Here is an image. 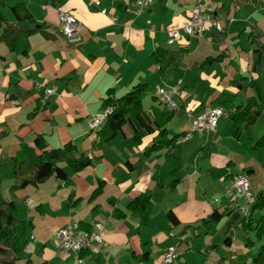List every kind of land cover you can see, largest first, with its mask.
<instances>
[{
  "label": "crops",
  "instance_id": "crops-1",
  "mask_svg": "<svg viewBox=\"0 0 264 264\" xmlns=\"http://www.w3.org/2000/svg\"><path fill=\"white\" fill-rule=\"evenodd\" d=\"M197 3L212 6L222 31L209 27L202 38L184 34ZM17 4L32 14L19 26L41 27L17 38L12 48L0 41V201L13 200L15 217L30 224L20 260L73 264L74 254L60 250L54 232L76 221L102 237L84 250L85 264H164L163 253L172 245L177 257L167 264L249 263L261 241L242 229L241 208L247 205L230 180L244 172L254 196L264 191V146H255L264 135V54L254 71L249 43L256 30L264 45V0H152L137 15L134 0H0V16L13 22ZM59 12L81 22L78 39L60 32ZM174 29L181 38L168 44ZM158 48L186 53L161 74L152 57ZM139 83L147 85L142 106L150 118L170 116L169 137L185 134L188 113L207 111L222 94L234 95V106L253 99L251 109L259 113L241 140L229 134L230 118H221L211 130L144 153L157 142L156 131L136 142L128 124L113 136L98 134L103 124L90 125L103 112L108 91L117 98ZM159 86L180 90L176 110L157 101ZM46 87L54 92L46 95ZM176 117L177 131L171 129ZM37 136L50 149L70 142L89 162L77 171L58 162L65 179L51 175L11 191L12 160L36 163ZM143 194L149 197L145 208H130ZM215 210L225 214L207 226L203 221ZM247 235L253 246L246 245Z\"/></svg>",
  "mask_w": 264,
  "mask_h": 264
},
{
  "label": "trees",
  "instance_id": "trees-1",
  "mask_svg": "<svg viewBox=\"0 0 264 264\" xmlns=\"http://www.w3.org/2000/svg\"><path fill=\"white\" fill-rule=\"evenodd\" d=\"M16 19L13 22L6 20L4 16H0V26H3V31L0 33V41H5L11 48L17 38L41 29L40 25L33 28H24L19 26V21L22 19H31L32 14L23 4H17L12 7ZM249 43L253 51V66L254 71H259L261 68V55L264 54V45L260 42V33L253 30L249 34ZM186 53L185 48L178 50H166L158 48L153 52V59L160 64V73L164 74L171 65H176ZM218 57H215L217 59ZM206 61L211 62L210 57ZM245 79L242 77L241 80ZM237 87L241 90L245 87L237 81H234ZM147 91L145 83H139L133 86L128 92L120 97L114 98L112 91H108L106 98L103 100V107H112V112L107 115L105 122L98 131L99 135H115L118 130L125 124H128L133 131V138L136 142L147 134L157 132L158 140L156 143L147 147L144 153L153 150H158L162 147L173 146L178 138L184 134L169 137L166 123L170 116L162 117L156 120L150 118L147 112L143 109L142 98ZM233 96L231 94H222L219 96L218 101L213 106L218 105L225 108L233 107ZM253 99H248L245 106L237 105L236 110L231 113L230 120L231 126L229 134L234 138L241 140L245 128L254 123L258 111L252 110ZM36 147L39 149L40 154L36 163H23L17 160H12L14 175L16 183L10 187V190L24 187L28 184H37L51 175H55L60 179H65L66 172L58 166V162H66L73 171H77L89 162V158L83 154L76 155V147L74 144L68 142L62 148H47L41 136L35 139ZM255 146H264V135L255 143ZM99 189L97 188L95 192ZM149 202L147 195H140L131 200L129 207L132 209L143 210L145 205ZM259 212L260 215L256 217L254 214ZM225 212L215 210L212 212L203 223L207 226L217 223ZM170 218L174 217L169 212ZM241 225L246 233L253 232L256 241H261L258 251L252 257L249 263L242 264H264V191H260L255 196L248 207V212L240 219ZM81 226V225H80ZM30 224L25 221L19 220L14 215V201L9 202L0 201V264H33L30 257L25 260H20L25 245L28 243V230ZM230 238L226 237L225 241ZM246 245L253 246V241L248 235L245 237ZM83 251L80 255L83 256Z\"/></svg>",
  "mask_w": 264,
  "mask_h": 264
},
{
  "label": "built area",
  "instance_id": "built-area-1",
  "mask_svg": "<svg viewBox=\"0 0 264 264\" xmlns=\"http://www.w3.org/2000/svg\"><path fill=\"white\" fill-rule=\"evenodd\" d=\"M152 3V0H134V14H140ZM105 12V9H102ZM212 6L197 3L192 11L189 21L186 22L182 29L186 36L202 38L209 27L222 31L223 28L219 21L213 15ZM81 22L72 14L59 12V29L60 32L69 40L78 39V33L81 29ZM181 38L179 30L170 31L168 44H173ZM54 92L53 88H45V94L50 95ZM180 95V90L176 86H159L156 88L155 96L159 103L168 110H176L178 105L176 97ZM236 110L235 106L225 108L222 106H210L207 111L193 114L188 113L191 120L190 129L181 137L182 140H188L192 134H202L205 131L215 128L221 118H229L231 113ZM112 112V107L104 108L101 114L95 115L90 125L92 128L100 127L106 120L108 114ZM230 187L237 193H241L247 206L251 203L253 195L249 193V180L244 172L234 174L230 180ZM248 207H242L241 212L246 215ZM54 236L58 242L60 250L65 254H74L73 264H85L84 258L80 252L87 249L91 244H99L102 237L98 232L82 228L78 222L73 221L69 226L55 230ZM33 238V236H31ZM177 257L176 246H169L163 253V263L167 264L175 261Z\"/></svg>",
  "mask_w": 264,
  "mask_h": 264
},
{
  "label": "rangeland",
  "instance_id": "rangeland-1",
  "mask_svg": "<svg viewBox=\"0 0 264 264\" xmlns=\"http://www.w3.org/2000/svg\"><path fill=\"white\" fill-rule=\"evenodd\" d=\"M158 101V100H157ZM237 101H238V103H242L244 100L243 99H240V98H238L237 99ZM167 109V108H166ZM168 110V109H167ZM200 112H202V111H200ZM178 119V117H176L175 119H174V123H173V125L171 126V129L172 130H176L177 131V129H179V121L177 120ZM178 121V122H177ZM190 125H191V121L189 122V124H188V127H190ZM239 173V172H238ZM249 193H251L252 194V187H250V185H249ZM238 194V200H240V202L241 203H243V201H244V203L247 205V203H246V201H245V199H244V197L242 196V194L241 193H237ZM253 195V194H252ZM242 207V206H241ZM246 207H248V206H246ZM242 229L244 230V228L242 227ZM239 257V256H238Z\"/></svg>",
  "mask_w": 264,
  "mask_h": 264
}]
</instances>
